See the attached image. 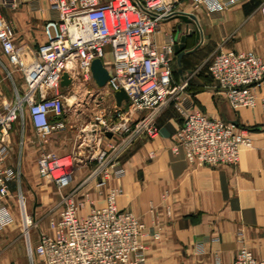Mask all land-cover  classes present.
Here are the masks:
<instances>
[{
  "label": "built area",
  "instance_id": "2783aa9c",
  "mask_svg": "<svg viewBox=\"0 0 264 264\" xmlns=\"http://www.w3.org/2000/svg\"><path fill=\"white\" fill-rule=\"evenodd\" d=\"M14 3V0H7ZM215 0H58L60 17L48 19L43 26L45 43L28 54L15 43L13 27L2 15L0 4V48L11 64L23 73L24 87L0 109V199L8 195L9 183L17 176L8 162L10 131L27 110L40 142L64 127L54 117L66 112V91L75 87L78 76L92 77L91 65L100 58L109 70L106 87L112 93L123 89L129 108L117 106L118 120L102 129V121L87 126L84 141L89 149L99 148L103 138L121 136L109 150L101 149L95 159L99 165L92 177L105 180L111 170L120 171L118 154L135 136L154 137L158 127L154 113L174 105L182 123L173 134L172 151L181 150L189 162L199 165H236L243 147L253 139L247 127L221 118H213L195 106L185 94L187 80H173L176 38L166 33L162 45L154 40L163 20L178 17L179 4L194 7ZM264 14V1L260 5ZM109 55V56H108ZM210 75L234 108L256 107L257 91L264 85V58L253 51L221 50L211 59ZM71 80L61 86L62 75ZM11 75V73H10ZM1 87V79H0ZM93 100L99 98L87 90ZM86 99V98H85ZM264 110V97L260 100ZM150 110L140 118L137 111ZM93 159V153L88 155ZM78 163L77 156L59 155L41 149L37 168L58 188L69 186ZM120 190L111 188L103 206H92L85 215L84 206L74 192L61 197L60 211L49 218V232H41L37 244H28L30 257L37 254L41 264H145V224L132 212L121 209L116 198ZM27 226L32 220L25 215ZM158 236V234H156ZM197 264V263H195ZM213 264H264L246 246L239 248L231 261L217 259Z\"/></svg>",
  "mask_w": 264,
  "mask_h": 264
},
{
  "label": "crops",
  "instance_id": "0c3cea01",
  "mask_svg": "<svg viewBox=\"0 0 264 264\" xmlns=\"http://www.w3.org/2000/svg\"><path fill=\"white\" fill-rule=\"evenodd\" d=\"M263 1L215 0L199 7L183 2L179 4L181 12L195 18L196 24H190L193 32L186 33V23L173 17L163 20L154 35L160 46L166 33H173L176 43L186 34L187 50L181 65L175 53L173 80H187L185 94L191 95L195 106L208 116L249 129L253 145L241 149L236 165H199L189 162L182 150L175 154L173 134L182 117L174 105H166L154 113L158 133L154 137L135 136L117 156L120 171L111 170L105 180L92 177L99 165L95 156L101 149L109 150L110 144H118L121 136L109 135L102 139L99 148L89 149L80 128L74 133L69 130L74 117L67 112L53 118L63 121L64 127L55 130L43 143L39 140L35 143L31 138L36 132L28 112L23 120H16L10 131L9 164L18 173L32 150L76 155L73 180L64 193L74 192L78 200L84 201L79 214L85 215L92 206L105 205L109 190L118 188V207L132 211L146 226L142 238L147 247L145 264L231 261L242 246L256 257H264V110L260 103L264 85L257 91L256 107L236 109L208 69L213 56L221 50H249L264 58V14L260 10ZM0 4L3 17L15 32V43L28 54H34L45 43L44 23L60 17L58 0H14L13 4L0 0ZM9 67L8 64L0 67V109L15 97L16 89L22 91L24 87V82H16L17 74ZM111 96L116 101L114 93ZM125 104L127 101H123L122 105ZM149 112L137 111L134 116L140 118ZM92 153L94 157L89 159ZM12 184L11 181L9 188ZM60 200L51 215L60 211ZM17 201L18 204L12 196L0 201V264H41L37 254L30 257L28 244L34 247L40 233L50 231L51 215L43 224L38 219L39 208L23 192ZM25 215L32 218L27 234Z\"/></svg>",
  "mask_w": 264,
  "mask_h": 264
},
{
  "label": "rangeland",
  "instance_id": "374dc122",
  "mask_svg": "<svg viewBox=\"0 0 264 264\" xmlns=\"http://www.w3.org/2000/svg\"><path fill=\"white\" fill-rule=\"evenodd\" d=\"M6 64L11 66L9 67L11 70H15V74H17L15 75L17 76V78L15 77L16 82H24L23 77H21L19 73V67L12 65L9 62L7 56L2 53L0 48V67ZM87 90H91L94 92V95L99 96V98L93 100L91 97V99L88 100L90 96L88 95ZM127 108H129L128 103L121 105L122 110ZM65 110L67 113L71 115L73 114L74 117V119L70 121L71 127H69V130L71 133H74L75 130L77 131V128H80L81 133L86 135L87 131H83V128L90 126V124L95 121L100 120L105 122L102 123V129H106L110 122H115L118 120L116 101L113 100L110 89L106 86H97V84L92 80L85 79L82 74L78 76L75 87L66 91ZM27 112V110L24 111V116L27 115ZM95 112H97V114H95ZM80 122L83 124L76 126V124ZM31 138L35 143H37V140L39 139L36 133L33 134ZM31 152L32 153L29 155V157L26 158L27 163L19 168L17 176L12 180V183L14 182V184H12L13 186L9 188V193L6 196L8 198L12 196V198L17 203L19 194L23 192L28 201L35 203V205L39 208V221H41L43 224H46L47 217L58 208L60 196L65 194L64 191L67 190L66 188L68 186L64 188H58L51 178L48 176H42L37 168V156L39 152L35 150H32ZM5 197L1 198L0 201H2ZM83 207H81V209ZM18 216L20 217L19 209Z\"/></svg>",
  "mask_w": 264,
  "mask_h": 264
},
{
  "label": "water",
  "instance_id": "95a60500",
  "mask_svg": "<svg viewBox=\"0 0 264 264\" xmlns=\"http://www.w3.org/2000/svg\"><path fill=\"white\" fill-rule=\"evenodd\" d=\"M181 18L183 22L186 23V33L191 34L193 32V29L190 27V24H196L195 18L193 15H187V14H180L178 16ZM181 30V24L178 26V33ZM199 29L196 27V43H199ZM186 34H183L179 40L175 44V53L177 55V62L179 65H181V58L183 54L187 50V45H186ZM91 72H92V77L95 80L97 86L103 87L106 85L108 78H109V70L108 68L104 65L103 61L100 58H96L93 60L92 65H91ZM71 80L69 78V75L67 72H64L62 75V81H61V86L67 87L70 84ZM114 96L116 98V104L117 106H121L123 101H128V96L126 92L121 89L116 92H114ZM110 135V134H109Z\"/></svg>",
  "mask_w": 264,
  "mask_h": 264
}]
</instances>
